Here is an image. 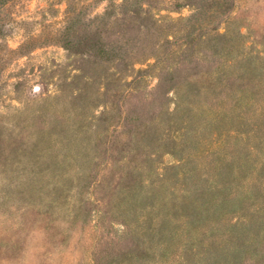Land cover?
I'll list each match as a JSON object with an SVG mask.
<instances>
[{
  "label": "rangeland",
  "instance_id": "1",
  "mask_svg": "<svg viewBox=\"0 0 264 264\" xmlns=\"http://www.w3.org/2000/svg\"><path fill=\"white\" fill-rule=\"evenodd\" d=\"M0 264H264V0H0Z\"/></svg>",
  "mask_w": 264,
  "mask_h": 264
}]
</instances>
